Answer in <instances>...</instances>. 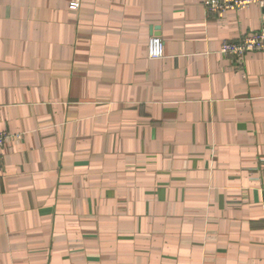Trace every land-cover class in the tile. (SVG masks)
Segmentation results:
<instances>
[{
  "label": "crops",
  "instance_id": "0c3cea01",
  "mask_svg": "<svg viewBox=\"0 0 264 264\" xmlns=\"http://www.w3.org/2000/svg\"><path fill=\"white\" fill-rule=\"evenodd\" d=\"M257 1L0 0V264H264Z\"/></svg>",
  "mask_w": 264,
  "mask_h": 264
},
{
  "label": "built area",
  "instance_id": "2783aa9c",
  "mask_svg": "<svg viewBox=\"0 0 264 264\" xmlns=\"http://www.w3.org/2000/svg\"><path fill=\"white\" fill-rule=\"evenodd\" d=\"M257 0H202V6L207 13L223 16L227 13H237L248 9L256 4ZM79 7V3L74 1L70 3L69 9L74 11ZM164 44L157 37L152 36L147 42V56L149 59H160L163 57ZM220 53L225 56L242 58L248 53H261L264 55V26L258 31L242 37L238 42H223L220 47ZM14 138L7 132H0V150L5 144ZM2 166V155L0 154V168Z\"/></svg>",
  "mask_w": 264,
  "mask_h": 264
}]
</instances>
